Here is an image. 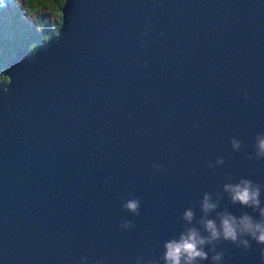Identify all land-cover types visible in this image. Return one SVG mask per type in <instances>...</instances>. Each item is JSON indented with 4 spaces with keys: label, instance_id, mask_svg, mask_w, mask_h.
Instances as JSON below:
<instances>
[{
    "label": "water",
    "instance_id": "obj_1",
    "mask_svg": "<svg viewBox=\"0 0 264 264\" xmlns=\"http://www.w3.org/2000/svg\"><path fill=\"white\" fill-rule=\"evenodd\" d=\"M1 74L0 264L159 260L206 193L251 213L223 187L264 185V159H247L264 133V0H63L56 32ZM217 251L261 264L255 242Z\"/></svg>",
    "mask_w": 264,
    "mask_h": 264
},
{
    "label": "clouds",
    "instance_id": "obj_2",
    "mask_svg": "<svg viewBox=\"0 0 264 264\" xmlns=\"http://www.w3.org/2000/svg\"><path fill=\"white\" fill-rule=\"evenodd\" d=\"M160 35L163 36V33ZM231 145L233 150L239 151L241 141L233 139ZM254 149L255 156L249 155L247 159H264V133L256 135ZM223 162V159H220L217 164H223ZM262 189L264 185L246 178L224 185L223 191L233 205H240L244 209L251 210V213L245 211L239 216L227 209L218 211L220 200L214 201L212 195L206 193L200 201L201 218L196 220L192 208L186 209L182 219L189 226L180 232L177 238L164 243L163 253L159 260L140 256L136 264H140L141 260H144L146 264H159V261H163V264H201L209 259L210 264H223L224 253L217 251L218 245L222 242L231 243L245 251L250 250L251 242H255L260 247L261 264H264ZM139 206L140 202L137 199L129 200L124 204V208L133 214H138ZM214 212L216 213L215 218H209ZM194 220L195 226H192ZM121 227L130 228L132 222L126 221Z\"/></svg>",
    "mask_w": 264,
    "mask_h": 264
},
{
    "label": "rangeland",
    "instance_id": "obj_3",
    "mask_svg": "<svg viewBox=\"0 0 264 264\" xmlns=\"http://www.w3.org/2000/svg\"><path fill=\"white\" fill-rule=\"evenodd\" d=\"M44 8L39 12H30L24 7L23 0H0V37H7L11 43L17 44L21 39L20 30L17 31V37L12 31V27L17 24L28 26V29H33L35 35L42 36L50 30L56 18L52 11L53 6Z\"/></svg>",
    "mask_w": 264,
    "mask_h": 264
},
{
    "label": "trees",
    "instance_id": "obj_4",
    "mask_svg": "<svg viewBox=\"0 0 264 264\" xmlns=\"http://www.w3.org/2000/svg\"><path fill=\"white\" fill-rule=\"evenodd\" d=\"M62 1L63 0H23L24 7L30 12H39L45 9L44 7L49 5L53 6L52 11L56 18L53 20L50 30L42 36L35 35L33 29H28V26L17 24L16 27H12V31L16 37L18 36L17 31L20 30L21 39L18 40L17 44L14 42L11 43L7 37H0V87L7 82L6 77L1 74V70L15 52L16 48H20L24 51H33L39 41L43 38L47 39L56 32L60 21V6Z\"/></svg>",
    "mask_w": 264,
    "mask_h": 264
}]
</instances>
